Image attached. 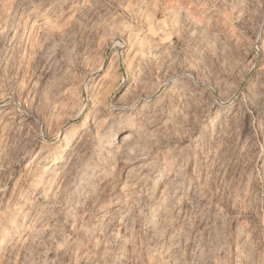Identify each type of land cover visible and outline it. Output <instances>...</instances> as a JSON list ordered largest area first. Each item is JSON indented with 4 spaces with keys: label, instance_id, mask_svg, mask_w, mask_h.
Here are the masks:
<instances>
[{
    "label": "rangeland",
    "instance_id": "rangeland-1",
    "mask_svg": "<svg viewBox=\"0 0 264 264\" xmlns=\"http://www.w3.org/2000/svg\"><path fill=\"white\" fill-rule=\"evenodd\" d=\"M0 264H264V0H0Z\"/></svg>",
    "mask_w": 264,
    "mask_h": 264
},
{
    "label": "bare ground",
    "instance_id": "bare-ground-1",
    "mask_svg": "<svg viewBox=\"0 0 264 264\" xmlns=\"http://www.w3.org/2000/svg\"><path fill=\"white\" fill-rule=\"evenodd\" d=\"M132 138H133L132 135H128L125 138H123V140L128 141V140H131Z\"/></svg>",
    "mask_w": 264,
    "mask_h": 264
}]
</instances>
